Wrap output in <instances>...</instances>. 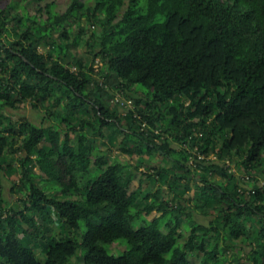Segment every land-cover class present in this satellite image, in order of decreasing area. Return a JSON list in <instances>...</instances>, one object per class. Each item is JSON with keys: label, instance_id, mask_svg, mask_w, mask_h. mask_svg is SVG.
Returning a JSON list of instances; mask_svg holds the SVG:
<instances>
[{"label": "trees", "instance_id": "1", "mask_svg": "<svg viewBox=\"0 0 264 264\" xmlns=\"http://www.w3.org/2000/svg\"><path fill=\"white\" fill-rule=\"evenodd\" d=\"M93 1L0 0V264H264V0Z\"/></svg>", "mask_w": 264, "mask_h": 264}, {"label": "rangeland", "instance_id": "2", "mask_svg": "<svg viewBox=\"0 0 264 264\" xmlns=\"http://www.w3.org/2000/svg\"><path fill=\"white\" fill-rule=\"evenodd\" d=\"M48 1H55V6L54 9L58 10V11H62L66 9V7L68 6V4L72 1V0H16L15 5H16V9L20 12V13H26L29 12L30 14H41V11L39 10V6L42 4H46ZM87 3L91 4L94 1L93 0H86ZM83 24L87 27L88 25V20L84 17L83 19ZM75 26V25H74ZM76 28V26H75ZM90 30L87 31V34L89 35ZM56 34H58V32H56ZM83 44L80 45L78 47V50L82 51L83 49ZM40 49L43 51L47 50V47H45L44 45H40ZM92 58V55H88L86 56L87 60H90ZM101 63L99 61V59H97L95 66L98 69V66H100ZM6 112L8 115L12 116L14 118V120H17L18 124H21L22 122L25 121H35L37 123L41 122V116L44 115V112H41L36 109L33 108L32 105L29 102L26 103H22L18 108H11V107H7L6 108ZM40 112V113H39ZM48 122V121H46ZM121 138V137H120ZM119 141V139H117L116 144H110L109 145H105L102 141V139H97L96 141V145L97 148L95 149V152L97 154L103 153L104 150L106 148H109V153L111 154L113 159L116 160H120L124 163L130 164L131 168H134L135 165L138 162L137 156H130L126 153H123L117 146V142ZM146 157H148V155H146ZM154 161H164L163 160V156L160 153H157L154 156ZM167 165H170L169 162H166ZM234 168L237 169L236 165H234ZM37 171H39V168L36 167L35 168ZM143 170H146V167L141 166L139 170H136V176L135 179L133 181V187H138L141 186V188L143 190H147V189H155L157 187V185H153L151 180L149 179V177L147 176V174L142 173ZM3 179V183H4V196L5 198L10 202V204L12 206H18L19 200H18V196L13 193L11 191V181L10 179L3 174L2 176ZM258 183H260L261 185L264 183L263 179H259ZM168 192V191H167ZM165 190V193H167ZM199 211H197V218L199 220H201L204 223H207V218H205L202 214H198ZM160 213L157 211L152 212L151 214L148 215V217L150 219L154 218L155 216L159 215ZM86 230V226L83 225V227L80 230V234L82 235L84 233V231ZM180 231L182 233V236L180 237V242H183L185 238H187L190 234L191 231V226L188 225L187 222H184L180 228ZM221 244H227V241L222 239L221 240ZM242 247H245L247 250H249L251 247L250 245H247L244 241L240 242L238 245V251L242 252V255H244V249L241 250ZM39 251L41 249H38ZM81 252V251H79ZM122 252V250H114V253L120 254ZM39 255V254H38ZM40 258H44V256H39ZM74 262L76 264H80V262L78 261V259L76 258V256H74ZM191 258L197 262H200L202 260V253H196L194 255H191ZM231 258H233V255L231 256ZM242 260L246 263V264H252V261L247 259L246 257L242 258Z\"/></svg>", "mask_w": 264, "mask_h": 264}, {"label": "built area", "instance_id": "3", "mask_svg": "<svg viewBox=\"0 0 264 264\" xmlns=\"http://www.w3.org/2000/svg\"><path fill=\"white\" fill-rule=\"evenodd\" d=\"M116 100H117V101H121V97H120V95H117V96H116ZM122 104H123V105L132 104V99H128L127 101H123V100H122ZM201 157H203V156L201 155Z\"/></svg>", "mask_w": 264, "mask_h": 264}]
</instances>
